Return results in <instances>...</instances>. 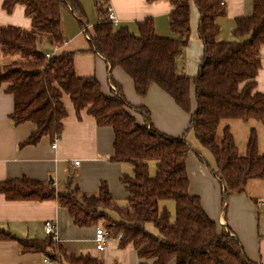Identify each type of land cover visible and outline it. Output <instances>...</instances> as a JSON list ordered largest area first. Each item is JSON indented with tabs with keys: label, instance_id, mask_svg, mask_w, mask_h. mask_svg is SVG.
I'll return each instance as SVG.
<instances>
[{
	"label": "trees",
	"instance_id": "16d2710c",
	"mask_svg": "<svg viewBox=\"0 0 264 264\" xmlns=\"http://www.w3.org/2000/svg\"><path fill=\"white\" fill-rule=\"evenodd\" d=\"M107 1L97 0L100 18L88 33L87 48L63 50L48 58L38 46L40 35L51 45L62 47L63 9L69 6L84 22L81 0H4L2 7L8 14L18 5L25 8L31 29L0 26V49L8 56H18L0 67V89L7 85L6 91L14 98L10 115L14 123L32 122L36 126L22 146L37 145L44 136L52 143L61 137L68 115L65 95L70 97L78 118L86 110L98 126L111 127V160L133 166L132 175L121 177L129 206H118L106 182L98 192H86L73 177L61 190L48 180L7 179L0 182V193L9 200H56L79 227L102 223L113 230L114 237L120 236L119 248L134 246L139 264H263L252 261L229 225L213 219L201 197L190 192L189 159L197 150L187 135L193 131L200 145L214 155L212 174L223 186L225 198L244 191L250 181L264 180V155L255 130L244 155L239 153L228 125L223 136H217L226 119H254L264 125V93L257 90L264 47V0H253V14L236 19L230 41L218 39V20L227 14L224 0H166L173 6V37L158 35L151 17L138 23L139 34L125 26L115 28L107 19ZM193 5L199 12L203 55L197 74L189 76L184 63ZM78 52L96 54L110 65V95L96 76L77 74ZM116 67L133 79L140 97L147 96L150 87L156 85L188 113L190 123L185 133L170 135L158 129L149 107L127 99L123 86L113 78ZM150 160L157 161L155 175L150 173ZM166 200L175 201L174 221L168 208L161 207ZM222 202L226 215L224 197ZM110 210L117 211L119 219L112 218ZM147 224L154 225L158 233L149 231ZM5 240H17L23 250L41 252L54 264H104L91 255L68 254L51 236L22 239L0 230V241Z\"/></svg>",
	"mask_w": 264,
	"mask_h": 264
},
{
	"label": "crops",
	"instance_id": "0c3cea01",
	"mask_svg": "<svg viewBox=\"0 0 264 264\" xmlns=\"http://www.w3.org/2000/svg\"><path fill=\"white\" fill-rule=\"evenodd\" d=\"M0 0V26H19L31 29V18L21 5L8 14ZM227 14L218 20L221 27L218 39L233 40L232 31L236 19L253 14V0H224ZM84 12V22L68 6L62 12V28L65 43L57 52L79 51L88 47V33L93 31V25L99 20L97 0H81ZM113 8L116 16L115 28L128 27L133 33L139 34L138 23L151 17L155 31L160 36L173 37L171 30V12L173 6L166 0L149 2L147 0H108L105 4ZM190 42L186 49L184 71L196 75L203 55V43L198 36L199 12L195 5L192 10ZM47 44L46 53L55 51L44 35L39 37ZM262 67L257 76V90L264 93V47L260 52ZM14 59L0 49V67ZM75 68L79 76H96L103 86V91L111 94L110 65L100 56L93 53L78 52L75 56ZM113 78L122 86L127 99L134 105H146L152 112V121L161 131L170 135L185 133L190 123V115L185 113L175 101L152 85L147 96L140 97L135 90L133 79L120 67L112 71ZM6 86L0 89V182L7 179L24 177L39 180H52L57 190L64 188L69 177H73L80 188L86 192H98L103 182H106L114 199H128L125 186L121 182L124 174H130L128 162H114L111 157L114 152V132L111 127H100L95 118L82 111L78 118L75 107L68 95L64 96L68 115L64 119V129L61 137L54 143L44 136L37 145L21 144L29 137L36 126L32 122L15 124L10 115L14 110V98L6 91ZM259 150L264 155L259 137ZM190 155L189 176L190 192L199 195L207 213L222 224L227 223L245 247L248 257L257 263L264 264V209L259 207V201L247 187L242 192H235L228 197L226 215L223 212V186L209 172L204 161L196 151ZM79 161V164H75ZM196 176V178L194 177ZM197 182V183H196ZM203 184V190L199 188ZM197 185V186H196ZM213 192L217 208L206 200L204 194ZM230 207V209H229ZM47 220L56 223L59 243L68 254L91 255L101 258L104 264H139L140 258L133 245L119 248V239L110 238L104 250H99L95 242L96 226H77L66 208L61 207L56 200H9L0 193V230H6L22 239H45L49 234L45 230ZM98 226H102L100 223ZM46 256L41 252L23 250L17 240L0 241V264H45Z\"/></svg>",
	"mask_w": 264,
	"mask_h": 264
},
{
	"label": "rangeland",
	"instance_id": "374dc122",
	"mask_svg": "<svg viewBox=\"0 0 264 264\" xmlns=\"http://www.w3.org/2000/svg\"><path fill=\"white\" fill-rule=\"evenodd\" d=\"M25 31H27V29H25ZM165 37H168V36H165ZM38 46L42 51H44V52L48 51L47 44H45V42L41 41L40 38L38 41ZM11 57L13 59H15L18 56H11ZM226 125L229 126L230 131L234 136L238 151L241 155H244L247 151V145H248V141H249L252 130H255L257 132L258 139L260 137L261 142H262V146H263V150H261V151L264 152V125L260 121L254 120V119H250V120L226 119V120H223L221 122V124L218 128V132H217V136L219 139L223 136V133H224L223 129ZM187 139L191 143L192 147L195 148V150H197L198 155L204 157L203 161L205 160L204 163L207 166L210 174L213 176L212 169H214L216 167V160H215L214 155L208 149H206L200 145V143L197 140L196 135L193 131H191L187 135ZM193 154H195L194 151H193ZM196 157H199V156L196 155ZM198 159L200 161L201 158L199 157ZM149 165H150L151 175H155L156 169H157V161L156 160H150ZM129 166L131 168L130 175H132L133 174V166L131 163H129ZM194 177L196 178V176H194ZM251 182H253V183L247 187V190L250 194H251V192L254 193L253 195L259 201V207L264 209V180H253ZM199 188L201 190H203L204 189L203 184L199 183ZM204 196H205L206 200L212 205V208L216 209L218 207L216 204L217 202L214 199L215 197H214L213 192H210L209 190H207L205 192ZM220 196H221V201L223 200V197H224V200L226 201V204L228 206V198L229 197L225 198V196L221 195V193H220ZM115 201L119 207H128L129 206L128 199H124V198L120 197L118 199H115ZM225 206L223 207V212L225 211ZM161 207L162 208L163 207L168 208V210L170 211V219H171V221H174L175 217H176L175 201L174 200L162 201ZM229 209H230V207H229ZM108 212L112 218L119 219V213L117 211L110 210ZM147 229L153 233H158L157 228L152 224H147ZM115 239H119V238H115Z\"/></svg>",
	"mask_w": 264,
	"mask_h": 264
},
{
	"label": "built area",
	"instance_id": "2783aa9c",
	"mask_svg": "<svg viewBox=\"0 0 264 264\" xmlns=\"http://www.w3.org/2000/svg\"><path fill=\"white\" fill-rule=\"evenodd\" d=\"M106 10H107V19L114 23L116 21V16L114 14L113 8L107 5ZM59 48H60L59 46H55V51L51 53H47L46 56L48 58L53 56L55 53H57ZM75 164H79V161H76ZM45 230L49 234V236H51L55 241L59 242L60 239L56 229V223L54 221L47 220L45 223ZM112 237H114L112 229H107L103 226H97L95 232V242L99 250H104L107 241ZM43 262L45 264H54V262L51 259H49L47 256L44 258Z\"/></svg>",
	"mask_w": 264,
	"mask_h": 264
},
{
	"label": "water",
	"instance_id": "95a60500",
	"mask_svg": "<svg viewBox=\"0 0 264 264\" xmlns=\"http://www.w3.org/2000/svg\"><path fill=\"white\" fill-rule=\"evenodd\" d=\"M51 182H53L52 180H50Z\"/></svg>",
	"mask_w": 264,
	"mask_h": 264
}]
</instances>
